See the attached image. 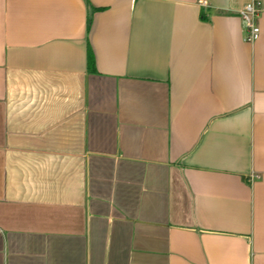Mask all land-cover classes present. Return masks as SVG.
I'll list each match as a JSON object with an SVG mask.
<instances>
[{"label":"crops","instance_id":"1","mask_svg":"<svg viewBox=\"0 0 264 264\" xmlns=\"http://www.w3.org/2000/svg\"><path fill=\"white\" fill-rule=\"evenodd\" d=\"M89 1L0 0V264H264V0Z\"/></svg>","mask_w":264,"mask_h":264},{"label":"built area","instance_id":"2","mask_svg":"<svg viewBox=\"0 0 264 264\" xmlns=\"http://www.w3.org/2000/svg\"><path fill=\"white\" fill-rule=\"evenodd\" d=\"M258 12L259 8L254 1L247 3L240 11L245 29L248 31V41L256 40L260 36V27L256 22Z\"/></svg>","mask_w":264,"mask_h":264},{"label":"trees","instance_id":"3","mask_svg":"<svg viewBox=\"0 0 264 264\" xmlns=\"http://www.w3.org/2000/svg\"><path fill=\"white\" fill-rule=\"evenodd\" d=\"M87 5L89 7V17H88V26L91 25L92 22V16L94 12L97 10H100L101 8L99 7H94L89 0H86ZM87 61H88V69L91 73H95L97 71L96 68V59H95V54L93 52V49L91 45L88 46V51H87Z\"/></svg>","mask_w":264,"mask_h":264}]
</instances>
